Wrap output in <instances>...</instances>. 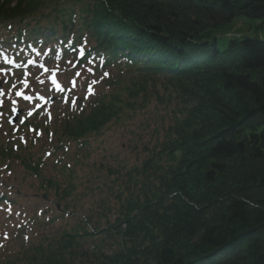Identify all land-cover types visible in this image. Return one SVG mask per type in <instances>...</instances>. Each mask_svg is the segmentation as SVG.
<instances>
[{"label": "trees", "instance_id": "trees-1", "mask_svg": "<svg viewBox=\"0 0 264 264\" xmlns=\"http://www.w3.org/2000/svg\"><path fill=\"white\" fill-rule=\"evenodd\" d=\"M239 17L264 29V0H0L14 70L43 62L68 80L58 115L27 121L24 140L0 138V163L17 158L53 204L17 203L0 179L1 204L14 236L74 217L20 250L6 242L0 264H264V35L221 48L213 34ZM108 125L141 161L97 149ZM81 164L97 166L88 186L98 180L83 212Z\"/></svg>", "mask_w": 264, "mask_h": 264}, {"label": "rangeland", "instance_id": "rangeland-1", "mask_svg": "<svg viewBox=\"0 0 264 264\" xmlns=\"http://www.w3.org/2000/svg\"><path fill=\"white\" fill-rule=\"evenodd\" d=\"M259 22L260 21L258 19L247 17L235 18L225 27L215 30L213 34L218 38V43L222 48L226 45V41L229 37H240L242 35L258 37L263 36L264 29H261L259 27ZM45 65H47L48 68V64ZM42 67L43 66L41 64L37 63L33 66L32 70H29L28 73H25L22 71L18 72L11 69V67H9L7 62L4 60L3 62L0 61V138L2 139V141L5 142L9 139V141L15 143L17 141V139L14 138L15 135L20 136L24 139L20 131L22 124L10 125L8 123V117L17 107L21 108L24 111L22 114L23 118H25L27 114H29L30 110H39L41 113V117L42 115L46 116L45 113L48 111L51 112L52 116L54 114H59L60 111L58 109L61 107V105L56 106L57 108H55L54 111L53 104L59 101V99L57 98L61 96V85H63V83H66L68 80H65L64 74H54L52 72L53 69H48V71L45 72ZM84 74L85 73H80L79 75L75 74V81L81 79ZM100 74L101 73L99 72L92 73L91 75V79L95 80L96 84L101 81L98 80L100 78ZM70 77L72 78V76ZM55 81H57L58 84H56ZM73 85L74 86L70 87V90L71 88H73L75 90V95L79 93L80 90L76 89V85L74 83ZM52 86H54L55 88H51ZM22 91L26 93L25 97L20 95ZM28 96L30 98L35 97L36 99L25 101L24 99H27ZM50 96L56 97V100H53L52 102H49V104L42 106L43 108L37 107L38 105H41L40 103L44 99ZM39 97L42 98L40 99ZM36 107L38 109H36ZM57 118L58 117H56L55 119ZM124 131L125 130L123 127L108 125V128H105L103 131L106 132L105 135L102 137L100 136L97 140L95 139L94 144L97 145V149L105 152L107 157L108 155L119 152L120 154L116 156L119 159L121 158L124 164L137 163V161H141L144 156L142 154H139L138 156L136 151L130 148V145L128 144L129 135ZM109 134H111V136H109ZM125 144L126 146L122 148V145ZM42 149L43 144H37L35 149L33 150L34 155L38 156ZM70 156H74L72 152ZM98 158L99 152L97 150L91 157H88V161L93 162L98 160ZM53 160L54 158L50 157V161L52 162ZM82 161L84 162L85 160ZM6 164L8 166H6ZM51 164L49 169L47 171H44V174H49L52 172L50 170ZM84 165L85 166H83L82 164L79 166L76 165L78 173L81 176L82 183H80L81 185H77L79 195L80 193L81 195H83L88 191V187H93L96 183H98V180L95 179V183L88 186V183L86 181L87 177L89 176L88 173H90L89 171L91 169L95 170L97 166H93V168H90L88 164ZM21 170L22 167L18 163L17 158L9 159L5 164L0 163V179H2L3 182H5V184L7 183L8 185L11 181L13 182V185L11 184V186L13 188L14 186L16 187L15 189H10V187H8L7 191H10L12 193L11 196L15 194L13 192H15L16 189H18L20 192V194L18 195L21 197V199H15L17 203L21 204L33 201L31 203L36 206V210L38 209V206H40L39 208L42 209L46 204H53V198L49 197L50 195L48 197L46 196L45 199H42L43 202H41V197L39 196L42 193V190L39 188L40 179L28 174H22ZM20 172L23 175V178L19 176L18 181L15 182V176ZM96 198H98L97 194L94 195V197L83 195L81 199L77 201L78 210L83 212V210L86 209L85 206H89L92 201H96ZM7 206L0 203V263L3 261L2 257L8 254V246H10L14 250H20L22 248L20 247V245H23L24 248L27 244V242L25 243L24 241H32V239H37L43 232H57L60 228H63L66 223L71 224L72 222H74V217H68L67 220L58 218L53 222V224L46 225L45 223L41 222L40 219H38L39 221L37 220L34 223H30V225L32 224L31 227L33 226V228L31 229L33 230L34 234H32V232L29 230L27 234L24 232H19L17 236H14L17 233L16 225L17 223L19 224V220H16L18 218L11 215V212H9L10 208H8ZM54 211L56 215H59V212L57 210ZM6 242H10L8 243V246H5ZM3 247L4 249H2Z\"/></svg>", "mask_w": 264, "mask_h": 264}, {"label": "water", "instance_id": "water-1", "mask_svg": "<svg viewBox=\"0 0 264 264\" xmlns=\"http://www.w3.org/2000/svg\"><path fill=\"white\" fill-rule=\"evenodd\" d=\"M21 113L20 110H16L14 115L9 119L10 124H14L17 120L18 115Z\"/></svg>", "mask_w": 264, "mask_h": 264}, {"label": "snow or ice", "instance_id": "snow-or-ice-1", "mask_svg": "<svg viewBox=\"0 0 264 264\" xmlns=\"http://www.w3.org/2000/svg\"><path fill=\"white\" fill-rule=\"evenodd\" d=\"M105 75H107V74L105 73ZM18 95H19V93H18Z\"/></svg>", "mask_w": 264, "mask_h": 264}]
</instances>
